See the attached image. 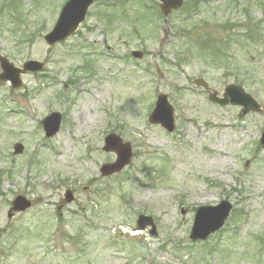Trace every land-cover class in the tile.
<instances>
[{
  "label": "rangeland",
  "instance_id": "obj_1",
  "mask_svg": "<svg viewBox=\"0 0 264 264\" xmlns=\"http://www.w3.org/2000/svg\"><path fill=\"white\" fill-rule=\"evenodd\" d=\"M66 1L0 0V55L19 68L45 64L21 76L20 90L0 81V264H264V112L241 119L195 86L202 79L222 96L239 85L264 111V22L251 23L264 21V0H205L196 26L181 22L194 0L167 19L159 0H96L78 32L50 47ZM201 48L231 51V69L213 68ZM159 93L175 108L171 134L148 122ZM51 113L62 124L48 139ZM109 134L133 158L102 177L116 162L103 151ZM17 196L33 206L9 219ZM222 201L233 205L224 229L192 243L196 210ZM140 215L156 235L137 229Z\"/></svg>",
  "mask_w": 264,
  "mask_h": 264
},
{
  "label": "water",
  "instance_id": "obj_2",
  "mask_svg": "<svg viewBox=\"0 0 264 264\" xmlns=\"http://www.w3.org/2000/svg\"><path fill=\"white\" fill-rule=\"evenodd\" d=\"M162 2L161 9L165 16H168L173 10H178L183 5V0H160ZM94 0H70L63 8L59 20L54 27L53 31L46 37V41L49 45L53 46L56 43L64 42L72 34H74L79 25L84 22L89 7L93 4ZM134 57L141 58L140 53H133ZM1 68L4 73L0 76L3 81H10L15 89L22 86L19 79L21 73L26 71L39 72L43 70L44 65L38 62H28L23 66V71H20L9 61L3 57H0ZM198 85H202L207 88V85L202 81H197ZM224 99H219L216 95H211V101L226 106L228 104L239 105L243 107L240 117L247 115L250 111L259 112L260 107L255 100L247 95L238 86H228L225 91ZM174 110L169 105L167 96L159 95L156 104V109L151 114L149 122L152 124H160L168 132H173L174 126ZM46 136L51 138L55 136L61 126V116L59 114H52L43 122ZM264 146V133L261 141ZM24 148L22 145L15 146V155L21 154ZM104 151H114L117 153L118 160L115 164L104 165L101 169L103 176H108L123 170L130 162L132 158V152L130 145H124L121 139L115 135H110L105 139ZM66 202L71 203L73 201V195L68 191L65 195ZM14 211L24 212L31 207V203L23 197H18L14 203ZM232 210V206L223 202L217 207H205L198 210L194 226L191 231L190 239L192 241L206 240L211 234L221 229ZM12 217V215H9ZM152 226V233L155 234V226L152 220L148 217L141 216L137 222V226L140 229H144L147 226Z\"/></svg>",
  "mask_w": 264,
  "mask_h": 264
},
{
  "label": "trees",
  "instance_id": "obj_3",
  "mask_svg": "<svg viewBox=\"0 0 264 264\" xmlns=\"http://www.w3.org/2000/svg\"><path fill=\"white\" fill-rule=\"evenodd\" d=\"M196 1V0H195ZM199 2H197V3H195V5H196V7H197V4H198ZM195 9H197V8H195ZM205 46H206V44H208V42H204L203 43ZM217 45V44H216ZM215 45V48L217 47ZM209 46H211L210 44H209ZM218 47H219V45H218ZM219 49H221V48H219ZM202 50H204L203 48H201V51ZM207 55H210V54H208L207 53ZM211 55L213 56L212 57V59L211 60H213V62H219L220 60V64L221 65H225L228 69H231V59H229V58H227L226 56H224L223 54H221V52H219V51H216L215 49H212V51H211ZM219 56V57H218ZM207 58H209V57H207ZM224 59V60H223ZM225 61V62H224ZM213 66H216V64H214ZM0 234H2L1 233V231H0Z\"/></svg>",
  "mask_w": 264,
  "mask_h": 264
},
{
  "label": "bare ground",
  "instance_id": "obj_4",
  "mask_svg": "<svg viewBox=\"0 0 264 264\" xmlns=\"http://www.w3.org/2000/svg\"><path fill=\"white\" fill-rule=\"evenodd\" d=\"M224 163H225V161L223 160V161H222V164H224ZM132 234H133V235H135L136 233H135V232H133Z\"/></svg>",
  "mask_w": 264,
  "mask_h": 264
}]
</instances>
